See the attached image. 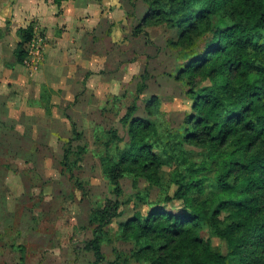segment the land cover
<instances>
[{
    "label": "rangeland",
    "instance_id": "1",
    "mask_svg": "<svg viewBox=\"0 0 264 264\" xmlns=\"http://www.w3.org/2000/svg\"><path fill=\"white\" fill-rule=\"evenodd\" d=\"M132 1L114 0L90 25H66L48 40L33 28L43 39L40 56L29 55L26 43L28 63L20 66L26 80L8 85L9 103L0 107V264H96L86 248L95 237L94 213L116 198L104 161L118 160L130 142L123 117L132 106V116L152 120L159 133L160 180L123 173L118 215L98 234L105 257L99 264H150L122 224L152 207L184 208L174 198L175 180L188 176L202 151L182 140L191 101L185 80L175 79L184 62L170 44L178 30L162 24L132 36L145 9ZM152 95L159 105L149 117L145 101ZM208 238L227 253L225 240Z\"/></svg>",
    "mask_w": 264,
    "mask_h": 264
},
{
    "label": "trees",
    "instance_id": "2",
    "mask_svg": "<svg viewBox=\"0 0 264 264\" xmlns=\"http://www.w3.org/2000/svg\"><path fill=\"white\" fill-rule=\"evenodd\" d=\"M141 1L145 10L132 36H147V29L162 24L178 30L170 44L181 49L184 62L175 79L185 80L191 101L182 140L200 149L202 160L190 163L187 177L177 174L174 198L183 209L152 207L126 220L122 232L150 264H264V0ZM18 33L15 58L23 64L33 27ZM158 105L156 95L145 101L149 117ZM133 110L123 117L130 142L118 160L104 161L116 198L94 213L95 237L86 248L96 264L105 260L98 234L118 215L123 173L160 180L162 161L154 152L159 133ZM208 172H214L212 180ZM209 233L226 241V254L212 246Z\"/></svg>",
    "mask_w": 264,
    "mask_h": 264
},
{
    "label": "crops",
    "instance_id": "3",
    "mask_svg": "<svg viewBox=\"0 0 264 264\" xmlns=\"http://www.w3.org/2000/svg\"><path fill=\"white\" fill-rule=\"evenodd\" d=\"M113 1L65 0L55 3L53 0H0V107L9 103L5 96L8 85L16 82L20 84L22 80H26L21 64L14 65L11 62L15 59L13 52L15 53L20 40L19 29L29 25L35 30L40 28L48 40L58 30H67L68 25L74 26L73 29L90 25ZM143 13L144 11L141 16ZM6 58L9 60L6 61Z\"/></svg>",
    "mask_w": 264,
    "mask_h": 264
},
{
    "label": "built area",
    "instance_id": "4",
    "mask_svg": "<svg viewBox=\"0 0 264 264\" xmlns=\"http://www.w3.org/2000/svg\"><path fill=\"white\" fill-rule=\"evenodd\" d=\"M35 33V37L33 36L30 41L28 54L31 55L33 58H38L40 56V45L43 42V39L39 32L36 31ZM23 63H28L27 58Z\"/></svg>",
    "mask_w": 264,
    "mask_h": 264
}]
</instances>
